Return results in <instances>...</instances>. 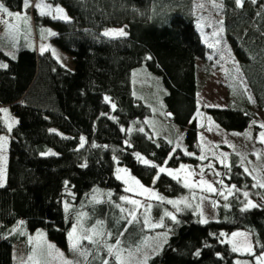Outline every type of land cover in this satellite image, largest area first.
I'll use <instances>...</instances> for the list:
<instances>
[{
  "label": "trees",
  "instance_id": "obj_1",
  "mask_svg": "<svg viewBox=\"0 0 264 264\" xmlns=\"http://www.w3.org/2000/svg\"><path fill=\"white\" fill-rule=\"evenodd\" d=\"M39 2L49 3L44 15L35 7ZM215 2L222 6L230 52L248 90L236 91L227 108L206 112L225 131H250L258 141L262 127L256 124V109L264 111V0L242 7L236 0ZM0 3L14 14L2 13L7 26L0 32V65L7 67H0V109L9 107L18 118L9 130L0 111V132L10 137L0 182V264H26L15 255L16 244L25 240L19 234L23 227L45 229L50 240L68 251V234L82 211H97L112 225L116 206L121 208L133 195L116 176L121 167L144 185L154 184L161 196L146 203L169 235L147 264H237L240 257L254 260L264 254V188L246 172L237 152H231L228 167L216 165L234 192L219 198L218 218L207 222L192 202L168 203L191 198L192 190L181 178L137 159L139 155L165 169L202 163L197 96L201 72L207 78L215 68L208 61L210 49L197 25L194 0H30L28 7L24 0ZM55 7L68 19H61ZM16 13L28 32L10 30ZM119 27L125 36L103 34ZM48 42L73 56L74 70L61 65L48 48L39 52ZM139 67L160 77L167 120L186 129L193 155L148 125L152 108L134 85ZM250 199L259 204L249 206ZM144 218L139 214L121 221L118 233L108 239L114 244L122 239L127 246L144 242L155 233ZM236 230L252 233L254 255H240L224 241ZM109 248L103 239L84 240L78 252L82 257L87 253V264H118Z\"/></svg>",
  "mask_w": 264,
  "mask_h": 264
},
{
  "label": "rangeland",
  "instance_id": "obj_2",
  "mask_svg": "<svg viewBox=\"0 0 264 264\" xmlns=\"http://www.w3.org/2000/svg\"><path fill=\"white\" fill-rule=\"evenodd\" d=\"M38 4L43 5V11H46L49 3L39 2ZM53 9L57 14L65 15L62 8L55 7ZM57 9H62V13L58 12ZM194 14L197 17V25L202 39L210 49L208 61L215 68L211 76L207 78L204 77V72H201L202 87L197 96L198 111L195 115V120L199 129L198 143L200 154L198 158L202 163L198 167L183 164L178 168H167L165 172L168 174L171 171L172 174L170 176L181 178L193 193L189 199L171 200L175 202L173 204L194 203L200 209L202 221L207 222L217 220L219 198H227L234 192V187L225 185L221 176V169L228 167L230 164L231 152H237L241 156L246 172L255 179L258 186L264 184V142H262L260 136V133L264 132V127L258 133L257 141L253 138L250 131L244 133L225 131L206 112L209 108H227L234 99V93L241 89L244 90L243 93H246L248 87L241 76L238 62L230 52L226 38V28L223 24L224 14L222 6L215 0H194ZM9 28L10 30L13 29V33H19L23 30L28 32L25 28V22H20L19 19L15 21V25ZM121 29L124 31L123 28L119 27L106 30L105 32L114 33ZM107 37L119 36L111 35ZM47 48L61 65L70 70L75 69L74 58L71 54L51 42L44 43L43 48H39V52ZM144 71V67H139L135 70L134 85L136 94L140 95L139 97L142 101L149 104L152 108L153 115L147 119L148 125L156 134L164 136L173 142L175 148H181L185 153L193 155L187 148L185 140L186 129L170 124L167 120L162 102L166 91L162 86L160 77L152 74L148 76ZM2 109H7V115L1 111V116L7 125L11 124L12 129L17 124L18 118L14 116L9 107H3ZM256 124L260 127L264 125V111L256 109ZM0 137H7L6 143L0 140L1 182L5 175L6 152L9 147L10 137L4 132H0ZM200 157H203V159ZM216 165L222 168L219 170ZM116 176L125 184L126 189L133 194L129 199H134L137 204L129 203V200H126L125 202L129 203V205L124 202L121 208L116 206V216L112 225L109 219L99 216L97 211H82L76 217L74 223V227L77 229L76 236L80 237L79 245L84 240L98 242L99 239H103L106 248L107 243H110V247L113 249L112 253L116 255L118 252L120 254L123 264H147L149 257L162 249L169 235L165 229H160L161 226H155L162 224V222L158 223L153 220V207L150 208V205L146 203L154 196L161 197L160 193L154 188V184L151 186L144 185L123 167L119 168ZM209 186L214 191L210 190ZM144 189H148V191ZM97 198L98 194L95 192L93 199L96 200ZM250 201L252 204H259L255 199H250ZM130 213L134 214L135 217L139 214L143 215L144 219L147 220V228L155 230V233L136 246L123 245L122 239L115 244L111 243L110 238L108 239L109 235L118 233V227L122 224L121 221L132 218ZM233 233L238 235L234 236ZM19 234L25 237V240L16 244L15 255L19 263L66 264L67 262V264H87V253L85 252L86 254L84 255L86 256H83V258L81 252H78L79 245L76 250H73L71 240H69L70 247L67 251L50 240L45 229L30 231L23 227ZM84 237H91V239H85ZM224 241L229 243L232 249L235 247L237 249L235 252L240 255L245 256L254 253L253 236L247 230H236L225 235ZM49 245L52 247L50 248ZM262 257H264V254L257 256L254 260L240 257L237 259V264H264Z\"/></svg>",
  "mask_w": 264,
  "mask_h": 264
},
{
  "label": "snow or ice",
  "instance_id": "obj_3",
  "mask_svg": "<svg viewBox=\"0 0 264 264\" xmlns=\"http://www.w3.org/2000/svg\"><path fill=\"white\" fill-rule=\"evenodd\" d=\"M252 2L255 3L256 0H252ZM236 3H237L238 6H241L242 7L243 4H244V0H236ZM29 5H30V0H24V6L25 7H28ZM35 7L38 8V9H40V14L41 15H44L45 14L44 11H43V8H44L43 5L36 4ZM57 11L62 13L63 10L62 9H57ZM0 13H5V14H7L8 17H12L14 15L2 3H0ZM20 15H21L20 13H16L15 14L16 19H20ZM54 18H56V17H54ZM60 18L61 19H65V20L68 19V17L65 16V15L60 16ZM5 23H7V22L5 21ZM51 34L54 35L55 33H51ZM104 35H106V36H111V35H115V36H125L126 33L121 29L120 31L114 32V33L105 32ZM42 51H43V49H42ZM0 67H5L6 68L7 65L6 64L5 65H0ZM105 99H107V97ZM113 108H115V105H113ZM0 111L4 112L5 115H7V109H0ZM261 127H264V125H261ZM8 128H9V130H11V124L8 125ZM260 136H261L262 142H264V132H261L260 133ZM0 140H3L6 143L7 137H0ZM200 158L203 159V157H200ZM137 159L141 160L145 165H150L153 168H159V172H165L166 171V169L163 166H158L156 164H150V162L148 160L144 159L143 157H141L139 155H137ZM168 174L171 175L172 174L171 171H169ZM154 179H158V176L154 177ZM137 183H139V182L137 181ZM259 186L262 187V188H264V184H260ZM141 187H143V186H141ZM209 188H210V190H213L214 191V189H211V186H209ZM144 190L145 191H148V189H144ZM244 195L247 197L248 194L247 193H244ZM122 199H124V198L122 197ZM128 202L129 203H132V204H137V202L134 201V200H129ZM168 203H175V202L174 201H168ZM248 203H249V206H251V207H256L257 206L255 204H252L251 201H249ZM65 207L67 208V205H65ZM121 211H123V209H121ZM130 215H132V219L133 220L136 219V217H135L134 214H131L130 213ZM165 215L170 216L173 220H175V216H173L171 213H167L166 212ZM203 222H206V221H203ZM145 223H147V220H145ZM155 226L160 227V226H163V225L162 224H158V225H155ZM76 233H77V229L74 227L71 230V232L68 234L69 240L72 241V248H73V250H76L78 248L79 241H80V237L79 236H76ZM233 235L235 236V235H238V234L237 233H233ZM84 238L85 239H91V237H84ZM49 247L51 248L52 246L49 245ZM112 251H113V249L110 247L109 248V252H112ZM233 251H237V249L235 247H233ZM196 255H199V252H197ZM253 255H254V253H253ZM261 259H264V257H262ZM116 261L118 262V264H123V261L121 260L120 254L118 252L116 253ZM66 264H67V262H66ZM103 264H108V261L105 260L103 262Z\"/></svg>",
  "mask_w": 264,
  "mask_h": 264
},
{
  "label": "built area",
  "instance_id": "obj_4",
  "mask_svg": "<svg viewBox=\"0 0 264 264\" xmlns=\"http://www.w3.org/2000/svg\"><path fill=\"white\" fill-rule=\"evenodd\" d=\"M6 19L3 17V14L0 13V30H2L7 23H5ZM7 22V21H6Z\"/></svg>",
  "mask_w": 264,
  "mask_h": 264
},
{
  "label": "flooded vegetation",
  "instance_id": "obj_5",
  "mask_svg": "<svg viewBox=\"0 0 264 264\" xmlns=\"http://www.w3.org/2000/svg\"><path fill=\"white\" fill-rule=\"evenodd\" d=\"M248 1H250V0H244V4L247 3ZM244 4H243V5H244Z\"/></svg>",
  "mask_w": 264,
  "mask_h": 264
},
{
  "label": "water",
  "instance_id": "obj_6",
  "mask_svg": "<svg viewBox=\"0 0 264 264\" xmlns=\"http://www.w3.org/2000/svg\"><path fill=\"white\" fill-rule=\"evenodd\" d=\"M170 117H172V116L170 115Z\"/></svg>",
  "mask_w": 264,
  "mask_h": 264
},
{
  "label": "crops",
  "instance_id": "obj_7",
  "mask_svg": "<svg viewBox=\"0 0 264 264\" xmlns=\"http://www.w3.org/2000/svg\"><path fill=\"white\" fill-rule=\"evenodd\" d=\"M27 19V18H26ZM28 20V19H27Z\"/></svg>",
  "mask_w": 264,
  "mask_h": 264
}]
</instances>
